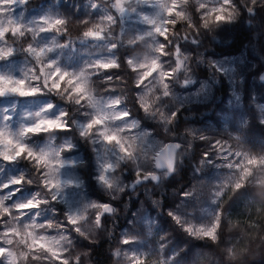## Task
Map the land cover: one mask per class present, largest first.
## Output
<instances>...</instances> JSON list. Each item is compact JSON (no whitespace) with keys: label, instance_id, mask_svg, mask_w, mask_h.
Listing matches in <instances>:
<instances>
[{"label":"clouds","instance_id":"1","mask_svg":"<svg viewBox=\"0 0 264 264\" xmlns=\"http://www.w3.org/2000/svg\"><path fill=\"white\" fill-rule=\"evenodd\" d=\"M0 264H264V0H0Z\"/></svg>","mask_w":264,"mask_h":264}]
</instances>
